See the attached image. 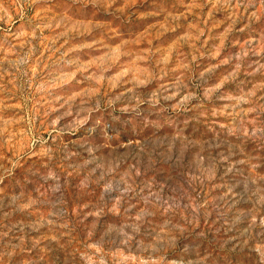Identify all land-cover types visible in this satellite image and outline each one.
<instances>
[{
  "label": "rangeland",
  "instance_id": "1",
  "mask_svg": "<svg viewBox=\"0 0 264 264\" xmlns=\"http://www.w3.org/2000/svg\"><path fill=\"white\" fill-rule=\"evenodd\" d=\"M0 264H264V0H0Z\"/></svg>",
  "mask_w": 264,
  "mask_h": 264
}]
</instances>
